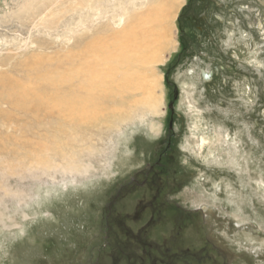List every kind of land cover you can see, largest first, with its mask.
<instances>
[{
	"label": "rangeland",
	"instance_id": "374dc122",
	"mask_svg": "<svg viewBox=\"0 0 264 264\" xmlns=\"http://www.w3.org/2000/svg\"><path fill=\"white\" fill-rule=\"evenodd\" d=\"M178 3L126 114L79 125L0 98V264H264V0ZM156 4L0 0V78L86 68Z\"/></svg>",
	"mask_w": 264,
	"mask_h": 264
},
{
	"label": "bare ground",
	"instance_id": "6f19581e",
	"mask_svg": "<svg viewBox=\"0 0 264 264\" xmlns=\"http://www.w3.org/2000/svg\"><path fill=\"white\" fill-rule=\"evenodd\" d=\"M155 1L157 2L156 6H153L154 8L139 18L140 20L141 18L144 20L143 22L148 28L140 29L139 26H137L138 24H135L131 28H128L126 32L114 36L110 45L104 46L103 49H105V51L103 49L101 50L104 51V53H99V56L93 59L89 65L87 64L86 68H82L83 65H74L71 72L65 76L57 75V73L56 75H53L54 73L52 75H48V73L47 75L43 74L44 76L39 75L41 76L39 80L36 83L32 82L33 84L30 87L22 84V81L17 82L1 77L0 98L4 102L12 104L17 108H23L24 110H27L30 106H34L37 111L57 110L58 113H63L64 117L70 122L74 124L78 122L79 125L88 123L96 125L109 122L121 116V114H123L121 112L124 110L125 113L133 100V96H131L130 92H134L137 89L142 91L148 89L144 85L145 82H139L140 77L138 76V78L136 74H133L135 73V71H133L134 68H136L138 64L140 65L146 61L147 51H149L150 48L152 49V44L155 45L158 39L159 41H163L161 43L166 41L168 48L170 46L169 40L165 39L167 38L166 34L169 28L168 19L169 16L177 11L179 3L178 0ZM91 46L94 47L93 45ZM100 57L103 59L101 60ZM35 60V65H37L38 59ZM99 62H105V64H107L105 73L102 72L104 70L98 69L101 65ZM75 66L77 67L76 70ZM29 72L31 74V71ZM118 73L122 75L120 82L108 83L109 80H112ZM204 74L207 76L210 75V80L213 79L212 74H208L206 71ZM103 77L104 81L101 79ZM30 81H32V79ZM69 84L75 85L72 86L74 90L64 93L65 91L63 90V92L61 90L62 87L64 85H68L69 87ZM186 85L189 89L194 86L192 82H188ZM65 88L67 89V87ZM185 92L187 97H189L188 95L190 92L188 90ZM117 95L120 96V100L112 111L107 108V103L114 102V97ZM136 104H149L151 108H156L158 102L152 96L147 95L144 99L137 100ZM207 139L201 137L199 141L196 142L199 154H201L204 147H206L208 142ZM45 162L47 161L45 160Z\"/></svg>",
	"mask_w": 264,
	"mask_h": 264
},
{
	"label": "water",
	"instance_id": "95a60500",
	"mask_svg": "<svg viewBox=\"0 0 264 264\" xmlns=\"http://www.w3.org/2000/svg\"><path fill=\"white\" fill-rule=\"evenodd\" d=\"M203 77H204V79H206L207 81L210 80V75L207 76V75L204 74ZM177 95H178V91H176V98H177ZM170 109L173 111V104L170 106ZM170 128L172 129V122H171V124H170Z\"/></svg>",
	"mask_w": 264,
	"mask_h": 264
},
{
	"label": "flooded vegetation",
	"instance_id": "af4514ba",
	"mask_svg": "<svg viewBox=\"0 0 264 264\" xmlns=\"http://www.w3.org/2000/svg\"><path fill=\"white\" fill-rule=\"evenodd\" d=\"M213 75V73H211ZM213 77V76H212Z\"/></svg>",
	"mask_w": 264,
	"mask_h": 264
}]
</instances>
